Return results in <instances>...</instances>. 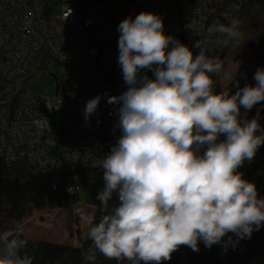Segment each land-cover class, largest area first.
<instances>
[{"label": "clouds", "instance_id": "obj_1", "mask_svg": "<svg viewBox=\"0 0 264 264\" xmlns=\"http://www.w3.org/2000/svg\"><path fill=\"white\" fill-rule=\"evenodd\" d=\"M70 13L66 5L65 19ZM239 23L232 19L208 32L228 43L241 36ZM118 31L127 90L108 96L107 103L116 106L114 127L121 135L99 165V220L74 205L92 241L84 260L94 264L99 253L130 264H162L181 246L198 252L203 242L226 250L233 237L250 239L264 227V198L239 169L264 145V129L259 112L248 120L241 107L247 112L264 101V68L255 72V86L241 88L236 81L234 94L229 88L215 92L213 76L223 62L205 41L195 42L200 51L194 55L165 34L161 16L147 11L123 19ZM100 100L97 95L86 102V122ZM114 195L117 203L110 207ZM23 231L17 224L0 232V264H33L21 254L27 245Z\"/></svg>", "mask_w": 264, "mask_h": 264}, {"label": "built area", "instance_id": "obj_2", "mask_svg": "<svg viewBox=\"0 0 264 264\" xmlns=\"http://www.w3.org/2000/svg\"><path fill=\"white\" fill-rule=\"evenodd\" d=\"M244 1L0 0V174L22 164L39 181L65 179L66 193L82 191L83 173L101 169L121 135L116 106L107 103L127 90L118 65L119 23L153 12L165 34L194 55L201 39L223 60L232 40L208 28L240 22ZM45 75L56 81L53 93L34 84ZM97 95V111L86 122V102ZM51 186L57 190V181Z\"/></svg>", "mask_w": 264, "mask_h": 264}, {"label": "trees", "instance_id": "obj_3", "mask_svg": "<svg viewBox=\"0 0 264 264\" xmlns=\"http://www.w3.org/2000/svg\"><path fill=\"white\" fill-rule=\"evenodd\" d=\"M241 36L232 40L223 67L232 62H237L249 54L254 58L259 68H264V0H245L239 23ZM257 70H244L233 75V81L223 90L230 89L231 93L246 84L255 86L253 79ZM220 73L215 76L214 91H222ZM259 112V124L264 129V101L245 112L241 107V117L251 120ZM223 139V137H221ZM244 174V179L256 185L258 195L264 198V145L257 150L252 161H245L239 169ZM103 169L88 170L83 173L84 185L82 191L76 194L65 193L66 181L60 178H50L43 181L35 179L25 166L16 164L8 175L0 174V232L14 228L17 224L23 226L24 221L33 211H43L47 208H61L73 212L77 222L78 215L74 212V205L92 207L93 215L98 221L100 201L96 198L102 190L104 181ZM57 181L58 189L53 190L51 182ZM84 196V199H83ZM117 203L115 195L109 202L112 207ZM231 235V234H229ZM23 238L27 241L26 248L22 251L33 258V264H90L84 260V254L92 247L88 238V227L84 234H78V244L57 242L49 239L30 238L23 231ZM227 239V237H225ZM254 251L264 258V227L254 231L250 239H243L227 246L213 245L210 249L203 242L199 243V251H193L187 246H181L172 254L171 260L162 264H251L252 257L244 254V249ZM94 264H130L127 260H108L97 253Z\"/></svg>", "mask_w": 264, "mask_h": 264}, {"label": "rangeland", "instance_id": "obj_4", "mask_svg": "<svg viewBox=\"0 0 264 264\" xmlns=\"http://www.w3.org/2000/svg\"><path fill=\"white\" fill-rule=\"evenodd\" d=\"M51 1L57 2L58 0ZM258 68L259 66L250 54L237 62H232L228 66L223 67L220 73L222 90L233 80L234 74L244 70L255 71ZM34 84L39 90L53 93L56 81L54 77L45 75ZM83 209L86 213L93 215L94 209L92 207L84 205ZM74 215L73 212L61 208L33 211L32 215L24 221L22 227L27 237L49 239L76 245L79 243L78 234L80 232L84 234L87 226L81 220L77 222ZM248 252V249L245 248L244 254L247 255ZM250 257H252L251 264H264L262 255L253 253Z\"/></svg>", "mask_w": 264, "mask_h": 264}, {"label": "water", "instance_id": "obj_5", "mask_svg": "<svg viewBox=\"0 0 264 264\" xmlns=\"http://www.w3.org/2000/svg\"><path fill=\"white\" fill-rule=\"evenodd\" d=\"M66 193V192H65ZM254 251H249L248 253H247V257H249L252 253H253Z\"/></svg>", "mask_w": 264, "mask_h": 264}]
</instances>
